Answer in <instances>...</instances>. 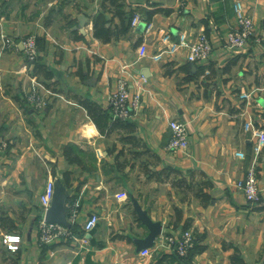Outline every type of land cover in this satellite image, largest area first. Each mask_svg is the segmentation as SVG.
<instances>
[{"label":"crops","instance_id":"0c3cea01","mask_svg":"<svg viewBox=\"0 0 264 264\" xmlns=\"http://www.w3.org/2000/svg\"><path fill=\"white\" fill-rule=\"evenodd\" d=\"M104 1L0 0V143L8 142L0 154V216L11 218L15 228L0 223V264H264V211L256 210L236 185L255 165L264 202V149L255 151L254 136L264 130V0H242L257 29L250 44L236 51L225 44L227 34L239 27L235 0H125L127 11L141 14L143 22L110 43L94 37L93 17L105 11ZM157 9L171 13L149 16ZM184 32L207 34L214 45L209 62H186V51L153 60L164 36L174 41ZM2 34L36 36L41 62L55 72L56 83L44 85L22 48L3 45ZM142 45L146 56L139 55ZM119 78L132 94L141 95V110L132 119L135 135L159 156L156 169L203 172L213 182L205 189L206 204L169 183L148 179L137 162L124 169L116 165L123 145L116 141L112 154L105 140H119L118 133L101 135L78 98L90 97L108 109ZM32 89L47 99L40 112L26 101ZM176 120L187 125L189 148L172 153L167 148ZM72 143L96 154V171L67 163L63 148ZM238 152L246 159H239ZM67 170L74 172L71 188L66 187L68 218L77 210L74 235H84L91 214L101 217L83 247L74 239L41 241L40 195L48 180ZM33 178L41 180L36 188ZM141 213L160 223L164 235L188 227L199 251L185 263L170 258L162 263L173 252L156 241L144 248L150 230ZM6 233L24 237L21 251L6 250Z\"/></svg>","mask_w":264,"mask_h":264},{"label":"built area","instance_id":"2783aa9c","mask_svg":"<svg viewBox=\"0 0 264 264\" xmlns=\"http://www.w3.org/2000/svg\"><path fill=\"white\" fill-rule=\"evenodd\" d=\"M234 12L239 24L238 29L228 33L225 39V44L229 50L236 51L246 48L252 38L256 35V24L253 17L250 15L248 8L242 0H235ZM143 22L141 14H136L132 21V27H137ZM149 25V24H147ZM1 40L3 45L11 46L14 48H22L26 61L30 65L38 60L40 50L37 43V38L34 35H26L20 39L10 38L2 34ZM164 43L158 54L153 57L154 61L161 62L168 56H175L181 51H186V62L205 64L210 61L214 52V45L212 40L206 33H200L191 36L189 33L184 32L180 34L178 40H172L170 35L163 37ZM141 56H146L147 47L142 45L140 48ZM249 97L248 94L244 95ZM26 101L30 107L34 109H41L47 105L46 97L39 91L32 89L27 93ZM142 107V99L140 94H132L127 81L124 78H119L117 82L116 91L110 97V108L114 120L121 119H134L140 112ZM172 129V139L168 145V150L176 153L181 150H188L189 148V134L187 125L181 121H172L170 125ZM257 138L255 151L261 152L264 149V130H257L254 134ZM8 142L2 141L0 143V154L6 151ZM236 156L245 160L246 155L243 152H238ZM55 179L48 180L46 187L39 198V203L43 211V220L40 222L41 241L44 244H50L56 240L61 239H74L80 242L81 246L89 243L87 235L93 232L101 217L97 213H93L87 219L84 225V235L76 236L70 230V227L61 224H51L46 221V214L51 208L54 194H55ZM237 187L244 193L247 201L250 204H257L260 201L261 193L258 186V170L255 165H250L245 173V176L237 181ZM78 206V205H77ZM77 210L74 209L71 218L68 221L71 223ZM157 246L166 247L172 250L180 258H186L189 251L195 246V236L191 230L182 231L179 234H162L156 239ZM3 243L7 251L11 253H18L22 249L24 237L19 233H6L3 234Z\"/></svg>","mask_w":264,"mask_h":264},{"label":"trees","instance_id":"16d2710c","mask_svg":"<svg viewBox=\"0 0 264 264\" xmlns=\"http://www.w3.org/2000/svg\"><path fill=\"white\" fill-rule=\"evenodd\" d=\"M105 9L104 12H99L93 17V28L94 37L103 43H110L117 41L129 35L132 30V21L136 16L134 10L127 11L125 0H105L103 3ZM163 11L166 14H170L171 10H158L149 11V16L154 15ZM118 20V22H116ZM38 43V42H37ZM35 69L34 73L38 79H42L43 84L48 88L55 84V72L47 66V64L41 62V58L34 63ZM49 82L51 84H49ZM78 101L81 106H83L96 125L100 134L104 137L110 138L113 134L118 133L120 142H123V148L118 151L115 157L116 165L120 169H124L125 166L131 161L125 160L121 161V158L128 155L135 160L145 159L141 162V168L143 169L145 175L148 179H154L161 183H169L179 192L185 194V196L191 194L197 198H200L205 204L210 200V196L205 192V189L213 187V182L205 176L203 172L191 171L185 174L179 169L173 168L171 166H164L162 169L157 170L156 168L160 165V158L157 154L153 153L151 149L135 135L137 130L136 123L132 119L114 120L111 108L104 109L98 103L93 101L90 97H79ZM125 145H131V149H126ZM140 151H139V150ZM116 150V144L113 145L112 149H109V153H114ZM127 153V154H125ZM63 156L65 157L69 165L82 166L83 172H93L97 170V157L92 151H86L79 144H67L63 148ZM152 160V161H151ZM131 166V164H130ZM133 164L131 168H133ZM56 175V171L54 170ZM73 171H65L61 173L62 182L68 189L71 188L73 182ZM256 210L264 211V202L259 201L255 204ZM177 212H179L177 210ZM0 223L4 228L10 231L15 229L13 226V220L8 216L1 214ZM70 230L72 233L77 234L74 230V226L71 224ZM188 230V227H184V231ZM83 233V232H82ZM82 236L81 234H79ZM195 246L189 251L186 258H180L177 254L173 253L172 256H163L161 262L163 263L166 258H170L173 262L185 263L192 255L197 253L199 250ZM235 258V257H234Z\"/></svg>","mask_w":264,"mask_h":264},{"label":"water","instance_id":"95a60500","mask_svg":"<svg viewBox=\"0 0 264 264\" xmlns=\"http://www.w3.org/2000/svg\"><path fill=\"white\" fill-rule=\"evenodd\" d=\"M68 191L62 182V176L57 177L55 182V194L51 208L46 214V221L51 224H61L67 227L71 226L67 216ZM141 221L149 228L150 234L145 241L144 248L152 247L156 239L162 234L160 223L152 222L144 213L140 214Z\"/></svg>","mask_w":264,"mask_h":264},{"label":"rangeland","instance_id":"374dc122","mask_svg":"<svg viewBox=\"0 0 264 264\" xmlns=\"http://www.w3.org/2000/svg\"><path fill=\"white\" fill-rule=\"evenodd\" d=\"M5 2V0H1V4L2 3H4ZM1 6V5H0ZM2 12H0V15H2L1 14ZM5 15V14H4ZM47 106L48 105H46L45 107H43V108H41V109H39L38 111L40 112V111H42V110H44L45 108H47ZM32 109H34V108H32ZM34 110H36V109H34ZM63 118H64V125H67L68 126V124H69V121H70V117H69V115H65V117L63 116ZM65 122H67V124L65 123ZM107 143H108V148H112L111 146H113V144H116L115 142L116 141H118L119 143H121L122 145L124 144L123 142H120V140H117V138L114 136V137H112V138H110V140H105ZM85 145V144H84ZM124 146V145H123ZM131 145H125V147H126V149H131L132 147H130ZM139 150V149H138ZM140 151V150H139ZM125 154H127V153H125ZM146 160H147V157H144ZM145 159H138V160H135V159H133L132 157H130V156H128V155H126V156H124V157H122L121 158V161L122 162H124L125 160H129V161H134V162H137L138 164H139V166H140V164H141V162H142V160H145ZM152 161V160H151ZM35 165V167H38V164L37 163H35L34 164ZM39 177V176H38ZM134 179H135V175L133 176V179H132V181H134ZM41 180L38 178V179H36V178H33V188H36L37 186V184H39V182H40ZM133 186H134V184H133ZM129 188H130V185H129ZM136 189V187H132V188H130V190L131 191H134ZM185 196V195H184ZM128 197H129V195H128ZM185 198V197H184Z\"/></svg>","mask_w":264,"mask_h":264}]
</instances>
